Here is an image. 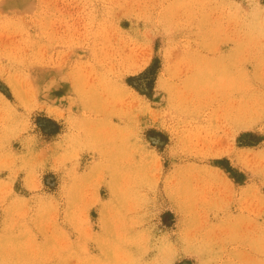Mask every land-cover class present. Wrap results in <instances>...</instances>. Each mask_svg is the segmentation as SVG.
Returning <instances> with one entry per match:
<instances>
[{"label": "rangeland", "instance_id": "obj_1", "mask_svg": "<svg viewBox=\"0 0 264 264\" xmlns=\"http://www.w3.org/2000/svg\"><path fill=\"white\" fill-rule=\"evenodd\" d=\"M0 264H264V0H0Z\"/></svg>", "mask_w": 264, "mask_h": 264}, {"label": "bare ground", "instance_id": "obj_2", "mask_svg": "<svg viewBox=\"0 0 264 264\" xmlns=\"http://www.w3.org/2000/svg\"><path fill=\"white\" fill-rule=\"evenodd\" d=\"M242 258V257H241Z\"/></svg>", "mask_w": 264, "mask_h": 264}]
</instances>
